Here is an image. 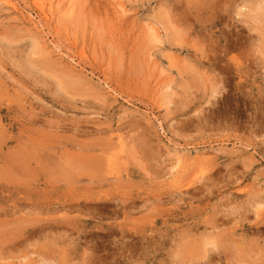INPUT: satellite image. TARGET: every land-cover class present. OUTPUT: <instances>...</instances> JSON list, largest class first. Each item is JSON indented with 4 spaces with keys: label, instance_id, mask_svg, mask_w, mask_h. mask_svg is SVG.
Returning a JSON list of instances; mask_svg holds the SVG:
<instances>
[{
    "label": "rangeland",
    "instance_id": "1",
    "mask_svg": "<svg viewBox=\"0 0 264 264\" xmlns=\"http://www.w3.org/2000/svg\"><path fill=\"white\" fill-rule=\"evenodd\" d=\"M0 264H264V0H0Z\"/></svg>",
    "mask_w": 264,
    "mask_h": 264
},
{
    "label": "bare ground",
    "instance_id": "2",
    "mask_svg": "<svg viewBox=\"0 0 264 264\" xmlns=\"http://www.w3.org/2000/svg\"><path fill=\"white\" fill-rule=\"evenodd\" d=\"M259 201V200H258ZM263 202V201H262ZM254 205V204H253ZM262 233V232H261Z\"/></svg>",
    "mask_w": 264,
    "mask_h": 264
}]
</instances>
